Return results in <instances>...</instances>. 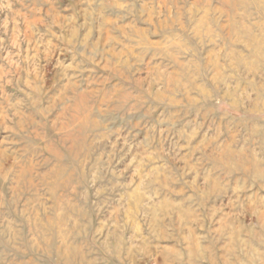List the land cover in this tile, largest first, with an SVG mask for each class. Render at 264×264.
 I'll use <instances>...</instances> for the list:
<instances>
[{
    "label": "rangeland",
    "instance_id": "obj_1",
    "mask_svg": "<svg viewBox=\"0 0 264 264\" xmlns=\"http://www.w3.org/2000/svg\"><path fill=\"white\" fill-rule=\"evenodd\" d=\"M0 264H264V0H0Z\"/></svg>",
    "mask_w": 264,
    "mask_h": 264
}]
</instances>
